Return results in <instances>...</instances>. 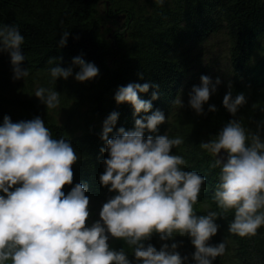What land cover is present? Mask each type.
<instances>
[{
    "label": "clouds",
    "instance_id": "clouds-1",
    "mask_svg": "<svg viewBox=\"0 0 264 264\" xmlns=\"http://www.w3.org/2000/svg\"><path fill=\"white\" fill-rule=\"evenodd\" d=\"M69 35V30L62 32L58 48L67 45ZM24 42L18 24L0 23V52L10 55L13 79L29 75L22 64L27 58ZM62 59L49 58L48 72L55 82L73 75L85 82L99 73L95 62L83 55L74 56L67 67L54 63ZM200 81L188 93V107L197 115L218 111L209 100L223 82L221 77L213 80L202 74ZM150 86L151 99L141 98L138 94L148 92ZM34 95L47 109L61 104L56 88L40 86ZM160 95V84L151 80L118 86L115 101L130 103L136 118L128 129L116 128L119 112L115 110L103 121L100 136L105 143L100 151L108 155L99 180L114 194L103 203L100 219L91 224H86L88 184L77 182L67 193L62 190L66 183L72 184V165L80 159L71 140L53 137L39 115L18 121L4 116L0 123V264H213L227 244L226 239L215 244L210 240L221 227L218 217L228 211L234 213L228 232L242 237L257 234L264 226V119L249 131L236 118L247 96L243 91L234 95L228 85L222 103L231 118L213 138L200 142L202 149L215 154L211 167L220 168L212 196L219 210L198 215L194 205L207 176L189 170L185 157L173 151L184 142L182 136H169L167 131L153 134L168 119L160 108L153 110V100ZM172 103L185 107L182 96ZM153 233L163 241L159 248L148 242ZM178 235L191 238L195 247L191 258L179 251L183 241L175 239ZM113 237L126 242L134 260L125 247H110Z\"/></svg>",
    "mask_w": 264,
    "mask_h": 264
},
{
    "label": "trees",
    "instance_id": "trees-1",
    "mask_svg": "<svg viewBox=\"0 0 264 264\" xmlns=\"http://www.w3.org/2000/svg\"><path fill=\"white\" fill-rule=\"evenodd\" d=\"M108 1L113 11L125 13L129 25L125 37L109 45L98 34L96 10L99 2ZM0 23H16L25 36L22 62L29 69L24 79H13L10 55L0 52V123L10 115L13 121L32 119L39 115L51 129L55 138L70 139L80 159L73 167V182L65 184L67 193L77 182L87 183L90 197V216L114 193L101 184L100 174L105 170L103 160L108 153H101L104 145L100 133L104 119L118 111L116 128L134 127L133 106L128 102L117 103L114 94L120 85L132 81L158 82L161 95L153 100V110L160 108L168 116L159 126V132L169 136H182L184 142L173 151L185 157L189 170L207 176L194 208L198 215L208 210H219L212 199L219 180L220 168H212L214 155L200 147V142L211 139L231 118L223 106L228 90H219L210 96L209 103L218 107L216 112L197 115L187 105L172 103L178 96L188 95L190 73L201 60L198 47L209 37L224 31L230 37L229 61L232 78L229 84L235 95L243 91L247 96L236 118L249 131H255L257 122L264 119V0H0ZM69 30L67 45L57 47L63 31ZM83 55L99 67L96 77L80 82L71 76L50 77V57H62L61 66L67 67L72 58ZM78 67L74 69L77 71ZM143 72L141 77L138 73ZM38 85V86H37ZM44 86L61 92V103L66 106V118L59 122L38 97L32 96L33 87ZM154 89L150 86L141 98L151 99ZM30 96V97H29ZM207 110V104H205ZM140 115H143L141 113ZM115 131V129H114ZM149 134L148 132L145 135ZM112 135L111 133L109 134ZM232 211L218 217L221 225L210 243L226 239V251L213 264H264V226L254 236H239L228 232L233 219ZM183 241L179 251L188 255L195 247L189 236H177ZM161 246L159 234L151 240ZM171 243V240L168 241ZM110 247L129 250L122 238H115Z\"/></svg>",
    "mask_w": 264,
    "mask_h": 264
},
{
    "label": "rangeland",
    "instance_id": "rangeland-1",
    "mask_svg": "<svg viewBox=\"0 0 264 264\" xmlns=\"http://www.w3.org/2000/svg\"><path fill=\"white\" fill-rule=\"evenodd\" d=\"M96 23L99 36L109 45H115L119 39L125 37L124 34L129 25L127 15L125 16V13L113 11L108 1L99 2L96 10ZM229 46L230 37L224 31L209 37L204 43L199 45L197 50H199L202 57L199 64L196 67H192V71H190V73H193L195 76L190 77L191 83H188L189 86L186 88V91H190L194 84H199L201 82L200 77L202 74L210 75L213 80H215L217 76L221 77L223 82L218 86L217 92L220 89L227 90L232 78L229 61ZM33 88L31 92L32 96H34L36 87ZM182 98L188 100V95ZM65 110L66 106L64 103H61L57 108H54L52 114L59 122H62L66 118ZM101 208L102 205L97 211L91 213L86 224H91L95 220L100 219L99 213ZM114 239L115 237L111 238L109 243Z\"/></svg>",
    "mask_w": 264,
    "mask_h": 264
},
{
    "label": "water",
    "instance_id": "water-1",
    "mask_svg": "<svg viewBox=\"0 0 264 264\" xmlns=\"http://www.w3.org/2000/svg\"><path fill=\"white\" fill-rule=\"evenodd\" d=\"M214 158H215V154H214Z\"/></svg>",
    "mask_w": 264,
    "mask_h": 264
}]
</instances>
